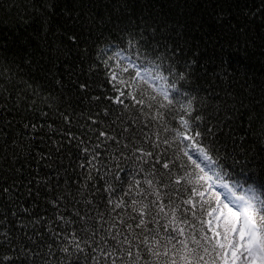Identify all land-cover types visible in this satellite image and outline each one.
<instances>
[{
    "label": "trees",
    "instance_id": "obj_1",
    "mask_svg": "<svg viewBox=\"0 0 264 264\" xmlns=\"http://www.w3.org/2000/svg\"><path fill=\"white\" fill-rule=\"evenodd\" d=\"M130 33L147 49L139 59L129 53L136 63L164 61L167 68L175 61L186 71L176 82L188 90L204 126L226 123L229 131L213 138L224 181L251 185L264 199V0H0V82L15 84L0 95V188L10 190L0 194V204L15 236L20 231L11 212L18 206L9 196L31 207L37 179L50 177L49 184L55 188L59 181L63 190L73 169L77 178L83 171L76 167V142L69 145L58 134L68 131L59 113L77 114L91 106V96L111 94L102 57L110 46L123 47ZM134 73L130 69L124 76ZM81 83L88 89L81 90ZM135 90L161 99L151 83L141 80ZM80 123L71 131L86 139ZM179 127L170 120L169 129ZM173 136L169 130L160 139ZM57 144H62L59 152ZM181 147L161 144L160 151L185 165L183 171H196ZM137 166L134 160L122 161L121 175ZM49 195L42 187L35 201L37 211L46 209L47 215L52 213L45 203Z\"/></svg>",
    "mask_w": 264,
    "mask_h": 264
},
{
    "label": "snow or ice",
    "instance_id": "obj_2",
    "mask_svg": "<svg viewBox=\"0 0 264 264\" xmlns=\"http://www.w3.org/2000/svg\"><path fill=\"white\" fill-rule=\"evenodd\" d=\"M146 51L131 33L123 47L110 46L102 63L111 94L91 96V106L77 114L59 113L68 131L58 134L69 145L76 142V167L83 171L77 178L73 169L63 190L59 181L53 188L50 177L37 179L31 207L9 196L18 206L11 215L20 236L9 230L6 206L0 204V264H264V199L251 185L226 183L218 159L213 138L229 131L226 123L204 126L203 114L187 99L188 90L176 82L186 71L178 70L175 61L165 68L164 61L138 64L132 58ZM130 69L134 75L125 78ZM141 80L163 82L161 99L135 90ZM10 86L14 82H0V95ZM170 120L180 127L169 129ZM76 121L86 139L71 131ZM32 129L38 130L36 125ZM48 129L56 131L51 125ZM169 130L171 140H161ZM174 143L182 145V155L196 171H183L185 165L160 151L161 144L171 148ZM61 147L57 144L56 151ZM124 160L138 165L126 176L121 175ZM182 184L187 187H175ZM42 187L51 194L45 201L50 215L46 209L37 211ZM9 191L0 188V194ZM27 195H33V188Z\"/></svg>",
    "mask_w": 264,
    "mask_h": 264
},
{
    "label": "rangeland",
    "instance_id": "obj_3",
    "mask_svg": "<svg viewBox=\"0 0 264 264\" xmlns=\"http://www.w3.org/2000/svg\"><path fill=\"white\" fill-rule=\"evenodd\" d=\"M149 83H151L154 86V88L158 91L160 83H163V82L153 80V81H150Z\"/></svg>",
    "mask_w": 264,
    "mask_h": 264
}]
</instances>
